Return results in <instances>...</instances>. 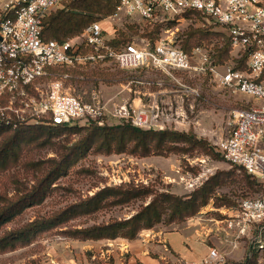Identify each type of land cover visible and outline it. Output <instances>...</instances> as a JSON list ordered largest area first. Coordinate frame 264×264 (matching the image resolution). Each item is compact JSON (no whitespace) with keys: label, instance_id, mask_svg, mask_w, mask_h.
<instances>
[{"label":"rangeland","instance_id":"374dc122","mask_svg":"<svg viewBox=\"0 0 264 264\" xmlns=\"http://www.w3.org/2000/svg\"><path fill=\"white\" fill-rule=\"evenodd\" d=\"M60 8L62 7L56 8L50 14ZM84 8L85 6H74L61 10L66 13L62 18L65 19L64 24L73 15H83L85 18L89 15L91 18L88 21L91 19L101 21L105 37L121 38L124 36L123 38L127 40L133 37L149 38L150 33L148 32L157 25H162L156 37L154 35L157 38L162 28L177 25L175 23L168 25V22L154 26L145 25L138 18L123 16L113 18L112 14H104L102 8L97 11ZM201 22L202 20L195 19L179 23L180 28L177 32L179 40H176L179 45L181 41L187 39L186 30L189 28L210 25V31L224 32L218 25L207 22L201 25ZM80 34L81 30L66 39L76 41ZM223 38V36L212 37L208 33L202 44L206 45L212 62L219 70L227 66L237 67L242 56H237L231 47L224 60L215 62L214 46L217 40L221 41ZM190 46L188 48L192 47ZM239 65L242 68V64ZM51 74V76H61L64 87L84 101H90L92 91L99 90L102 97L108 101L109 111L124 103L140 105L142 103L138 101L140 95L133 90L146 88L148 89L146 92L150 93L141 95L142 101L157 102L172 111L176 107L180 109V116L173 114L169 122L171 124L161 130L190 132L197 138L205 140L208 145L194 148L183 146L184 148L167 154L151 153L147 156L129 152L104 153L95 148H89L53 182L46 198L41 203L26 207L2 225L0 237L12 230L52 216L66 205L91 196L103 187L122 185L126 188H140L146 192L169 193L183 197L207 181H216L218 184L215 185L208 202L201 206L194 215L171 222L162 217L151 228L140 230L134 239H83L76 236L77 234L73 231L82 227L128 218L142 206L147 205L153 194L119 203L106 202L92 213L77 215L56 227L39 232L27 242L0 249V264H201L211 246L217 247L223 253L225 262H239L251 254L258 240H264V233L259 234L256 228H252L239 241L235 240L226 235L221 228L218 229L215 221L222 217V211L233 208L240 199L264 196L263 183L248 177L244 170L229 165L221 156L217 146L226 134L229 111L245 105V101L251 99V96L222 88L209 73L193 79L184 77L185 82L198 86L200 90V95L191 103L185 98L177 102L179 98L174 96L173 92L167 93L168 90H172V82L159 72L147 73L144 79H148L149 82L152 79H159L163 81L162 88L144 82L141 85L131 83L129 90L127 83L134 74L119 68L110 60L104 63L69 66L51 72ZM142 74L140 72L141 76ZM159 90L165 92H157ZM134 98H136L135 101H133ZM108 115L104 117L106 125L126 122L123 118L118 119ZM74 125L81 124L74 123ZM155 130L160 129L155 128ZM4 136L5 134L2 137ZM79 137L80 134L77 132L63 131L55 136L40 137L25 143L21 148L20 157L8 162L0 170V195L3 197L0 201V208L6 201L13 200L30 190L37 179L52 165L53 160L59 159L62 151ZM180 147H182L181 144ZM210 218H213V221ZM155 233L160 234L161 237H166L167 234L179 235L186 253L193 255L191 259L196 261H186L178 257L167 241L164 243L165 247L162 246L158 251L155 245L163 244V242L156 243L158 237H154ZM184 236L188 241H185ZM133 242L135 247L131 248L129 244ZM145 246H148L147 252L140 253ZM262 251L259 250L255 256L256 264H260L263 260ZM161 254L167 258L164 256V259H160ZM199 255L202 257L197 258Z\"/></svg>","mask_w":264,"mask_h":264},{"label":"built area","instance_id":"2783aa9c","mask_svg":"<svg viewBox=\"0 0 264 264\" xmlns=\"http://www.w3.org/2000/svg\"><path fill=\"white\" fill-rule=\"evenodd\" d=\"M72 1L0 0V122L13 127L18 123L101 125L109 114L139 128L161 130L171 124L173 114L180 116L178 107L172 111L157 102L141 100L140 105L124 103L109 111L108 101L99 90L92 91L90 101H84L64 87L61 76H51L50 68L110 60L134 74L127 83L129 90L131 83H148L145 74L159 72L172 82L167 93L173 92L177 102L185 98L189 103L200 90L184 77L193 79L209 73L222 88L251 96L245 105L229 111L226 134L217 146L229 165L264 185V0H115L113 18H138L151 26L168 21L177 25L162 28L154 40L133 37L117 47L111 43L114 37H105L100 20L87 25L76 41H44V18ZM195 19L202 20L201 25L220 26L236 55L247 54L245 68L227 66L219 70L204 46L184 51L176 41L179 23ZM149 83L163 86L159 79ZM133 92L150 93L141 89ZM221 216L215 220L218 229L235 240L252 228L264 233V196L242 198ZM255 248L263 250L264 240H258ZM224 262L223 253L211 246L201 264Z\"/></svg>","mask_w":264,"mask_h":264},{"label":"trees","instance_id":"16d2710c","mask_svg":"<svg viewBox=\"0 0 264 264\" xmlns=\"http://www.w3.org/2000/svg\"><path fill=\"white\" fill-rule=\"evenodd\" d=\"M115 0H75L66 2L62 8L44 18L41 37L44 41L56 40L59 42L67 41L66 37L76 34L90 23L98 19H91V16L73 15L64 24L65 19L61 10L74 6L84 7L89 11H97L99 8L104 10V14H113L115 11ZM84 8V9H85ZM187 16H189L187 14ZM61 19V25H60ZM168 21V25L174 24ZM162 25H157L151 30L149 38L156 39L157 33ZM210 25L189 28L186 30L187 39L181 41V48L190 52L192 48L202 45L208 33L212 37L223 36V40H217L214 46V61L221 62L225 59L228 49L231 48L229 37L225 32L210 31ZM147 32V31H146ZM155 35V37H154ZM115 38L111 41L114 47L128 40ZM190 39V41H188ZM193 41V42H192ZM202 42V43H201ZM192 47H191V46ZM191 48H188V47ZM206 47V45L204 46ZM247 54L243 53L237 68L244 69ZM69 66L62 65L50 68V72L65 69ZM63 131L79 133L80 137L69 147H66L59 159L53 160L48 170L37 179L35 184L25 193L18 195L15 199L6 201L0 208V227L10 221L17 214L21 213L26 207L32 204L41 203L47 196L53 182L63 175L68 166L76 161L89 148H95L104 153L129 152L147 156L151 153L167 154L184 147L194 148L196 146L208 145L205 140L197 138L190 132L177 130H155L142 129L124 122L117 125L97 124L92 122L85 125L74 124H50V123H18L15 127L0 122V170L8 162L15 161L20 157V151L25 143L32 142L40 137H51ZM8 132V134H6ZM81 132V133H80ZM5 134L4 137H2ZM180 144L182 147H180ZM184 146V147H183ZM222 156V155H221ZM248 177H252L248 174ZM256 179L255 177H252ZM257 180V179H256ZM216 181H207L195 191L186 196H177L169 193H157L145 191L134 187H103L84 199L71 203L60 209L54 215L35 221L24 227L12 230L0 237V249L11 248L16 244L27 242L41 231L51 229L62 224L69 218L77 215H85L94 212L106 202H124L131 198L153 194L151 201L142 206L135 214L128 218L116 219L103 224L91 225L76 229L73 232L76 236L83 239H134L137 233L145 228H151L159 222L162 217L168 222L180 221L194 215L201 206L205 205L213 194ZM3 197L0 195V201ZM234 203V201L232 202ZM254 250L244 260L239 262H224L223 264H256V254L259 249ZM252 250V249H251ZM262 251V250H261ZM263 260L260 264H264Z\"/></svg>","mask_w":264,"mask_h":264},{"label":"crops","instance_id":"0c3cea01","mask_svg":"<svg viewBox=\"0 0 264 264\" xmlns=\"http://www.w3.org/2000/svg\"><path fill=\"white\" fill-rule=\"evenodd\" d=\"M146 91H148V89H146V88H143L142 89V92L145 93ZM140 96H138V101L139 102H141V99H142V98H140ZM135 99L136 98H134L133 101H135ZM154 237H158V239L156 240V243H160V242L162 243L163 242V244H157V245H155L156 246L155 248L158 251L161 250V247L162 246L165 247V244L164 243L167 241L168 242V245L172 248V250L176 251L178 257H181V259H184L186 261H196V260L191 259L193 255H188V253H186V250L183 247V243H182L183 241H182V239H179V235H177V234L176 235L167 234L166 237L165 236L164 237H161L160 234L155 233L154 234ZM181 238H182V236H181ZM184 238H185V241L186 240L188 241V239H187L186 236H184ZM134 245H135L134 242L129 244V246L131 248ZM147 247L148 246L143 247L142 250L140 251V253L144 254L145 252H147ZM162 254L159 256L160 259L161 258L164 259L166 257L165 255H162ZM200 256L202 257V255H199V256H197V258H200Z\"/></svg>","mask_w":264,"mask_h":264}]
</instances>
